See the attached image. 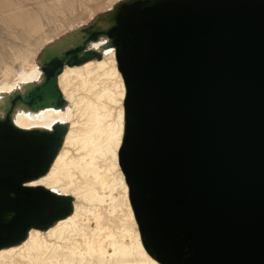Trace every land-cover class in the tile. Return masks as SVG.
Listing matches in <instances>:
<instances>
[{
    "label": "water",
    "instance_id": "water-1",
    "mask_svg": "<svg viewBox=\"0 0 264 264\" xmlns=\"http://www.w3.org/2000/svg\"><path fill=\"white\" fill-rule=\"evenodd\" d=\"M114 49L124 83L117 159L146 251L162 264H264V0H116L38 56L39 81L0 101V248L72 211L42 184L68 123L23 127L18 110L64 107L65 64Z\"/></svg>",
    "mask_w": 264,
    "mask_h": 264
},
{
    "label": "bare ground",
    "instance_id": "bare-ground-1",
    "mask_svg": "<svg viewBox=\"0 0 264 264\" xmlns=\"http://www.w3.org/2000/svg\"><path fill=\"white\" fill-rule=\"evenodd\" d=\"M116 0H0V101L6 92L39 81L44 46L77 29ZM92 17V18H93ZM92 40L100 57L65 64L57 80L64 107L18 110L23 127L68 123L49 169L24 184L40 183L72 196V211L50 226L31 227L0 248V264H162L142 245L117 161L123 129L124 83L114 49Z\"/></svg>",
    "mask_w": 264,
    "mask_h": 264
},
{
    "label": "rangeland",
    "instance_id": "rangeland-1",
    "mask_svg": "<svg viewBox=\"0 0 264 264\" xmlns=\"http://www.w3.org/2000/svg\"><path fill=\"white\" fill-rule=\"evenodd\" d=\"M114 2H115V1H114ZM99 12H101V11L96 12L94 15H96V14L99 13ZM92 17H93V16H92ZM92 17H91V13L88 11V12L84 15V22H82V24L89 22V21L92 19ZM122 106H123V100H122ZM122 131H123V129H122ZM121 139H122V133H121V138H120V142H119V145H118L117 153H118L119 147H120V145H121ZM117 153H116V154H117ZM117 161H118V159H117ZM131 209H132V208H131Z\"/></svg>",
    "mask_w": 264,
    "mask_h": 264
},
{
    "label": "snow or ice",
    "instance_id": "snow-or-ice-1",
    "mask_svg": "<svg viewBox=\"0 0 264 264\" xmlns=\"http://www.w3.org/2000/svg\"><path fill=\"white\" fill-rule=\"evenodd\" d=\"M35 183L40 184V183H43V181L42 180H39V181H35Z\"/></svg>",
    "mask_w": 264,
    "mask_h": 264
}]
</instances>
